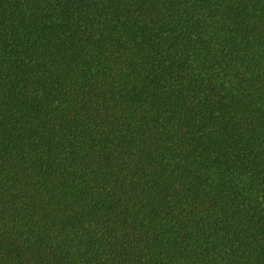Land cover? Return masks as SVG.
Returning a JSON list of instances; mask_svg holds the SVG:
<instances>
[{
    "label": "trees",
    "instance_id": "trees-1",
    "mask_svg": "<svg viewBox=\"0 0 264 264\" xmlns=\"http://www.w3.org/2000/svg\"><path fill=\"white\" fill-rule=\"evenodd\" d=\"M0 264H264V0H0Z\"/></svg>",
    "mask_w": 264,
    "mask_h": 264
}]
</instances>
